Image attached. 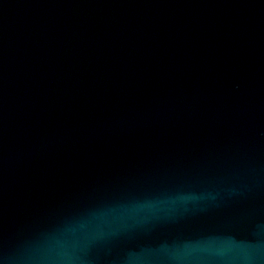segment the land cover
<instances>
[{
    "label": "water",
    "instance_id": "1",
    "mask_svg": "<svg viewBox=\"0 0 264 264\" xmlns=\"http://www.w3.org/2000/svg\"><path fill=\"white\" fill-rule=\"evenodd\" d=\"M0 264H264V0H0Z\"/></svg>",
    "mask_w": 264,
    "mask_h": 264
}]
</instances>
